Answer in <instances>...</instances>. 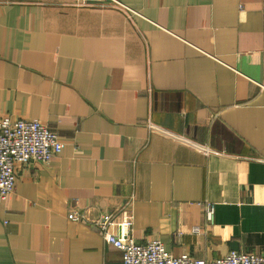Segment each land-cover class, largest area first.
Here are the masks:
<instances>
[{"label": "crops", "instance_id": "obj_1", "mask_svg": "<svg viewBox=\"0 0 264 264\" xmlns=\"http://www.w3.org/2000/svg\"><path fill=\"white\" fill-rule=\"evenodd\" d=\"M118 1L0 0V119L64 143L18 166L0 264H122L110 212L175 256H264L262 0Z\"/></svg>", "mask_w": 264, "mask_h": 264}, {"label": "built area", "instance_id": "obj_2", "mask_svg": "<svg viewBox=\"0 0 264 264\" xmlns=\"http://www.w3.org/2000/svg\"><path fill=\"white\" fill-rule=\"evenodd\" d=\"M111 1L122 6L118 0ZM261 13L264 33V0ZM258 85L264 89V80ZM63 146L59 135L38 119H0V201L5 200L13 191L18 166H27L32 162L48 163ZM69 217L83 218L75 212L70 213ZM93 221L104 239L121 249L122 264H264L263 255L250 251L232 250L224 256L209 260L193 258L188 253L175 256L166 250L160 240L136 242L129 234L132 220L128 217L117 219L115 212Z\"/></svg>", "mask_w": 264, "mask_h": 264}]
</instances>
